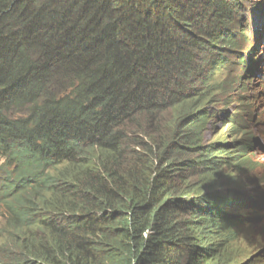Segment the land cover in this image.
Returning <instances> with one entry per match:
<instances>
[{"label":"trees","instance_id":"16d2710c","mask_svg":"<svg viewBox=\"0 0 264 264\" xmlns=\"http://www.w3.org/2000/svg\"><path fill=\"white\" fill-rule=\"evenodd\" d=\"M241 6L0 0V130L15 143L0 142V152L39 161L45 175L35 189L20 181L1 191L0 206L17 211L1 232L0 264L232 262L222 252L252 216L219 192L225 175L204 185L208 169L244 166L254 140L222 148L199 138L213 122L234 133L245 122L237 118L243 97L232 96L246 86L229 67L248 63L237 50L229 57L247 39L236 31H245ZM27 99L47 105L32 135L29 122L2 114ZM227 105L235 110L225 114Z\"/></svg>","mask_w":264,"mask_h":264},{"label":"bare ground","instance_id":"6f19581e","mask_svg":"<svg viewBox=\"0 0 264 264\" xmlns=\"http://www.w3.org/2000/svg\"><path fill=\"white\" fill-rule=\"evenodd\" d=\"M234 2L235 3H238V2L241 3L242 1L241 0H234ZM251 9H254V8H251ZM250 15H251L250 18H253V22L254 23H258L259 16L257 14H256L257 16L255 15V11H253ZM255 17H256V19H255ZM240 18H242V16L238 17V19H240ZM263 25H264V23L262 22V26ZM244 27H245L244 28L245 29L244 33L241 32L240 29H237L236 31L238 33H242L243 35H245V33H247V31L249 29L251 31V22L244 23ZM263 28L264 27H261V28L258 27L257 28V31H255L254 35H253V39H255L253 41H254V44L258 45L260 47V50H263V52H264V42L260 38V36H264V29ZM235 45L238 48H235V52L232 53V56L234 55L236 58L238 57V55L235 54L236 50H237L239 52V55L241 57H244V60L248 62V63H243V65H250V64H253L256 61H259V59H258L259 56L257 57V55L254 53V51H251L247 41L243 42L242 40L241 41L238 40ZM241 66L242 65L240 64L239 69L241 70V73L238 74L234 78L233 81L240 80V82H244V86L252 85L254 83L253 77L244 76L245 73H244L243 68ZM233 69H235V68H233ZM238 94H242V90L238 89ZM244 94L246 95V97H245V100L241 102L242 105L244 107L254 108L253 104H255L257 96H258V86L257 85H253L252 88L246 89ZM220 96H222V95L219 94V96H217V97H220ZM241 98L242 97H239V100ZM242 105H240L238 108H241ZM46 107H47V105L46 106H44V105L35 106L34 102H32L30 99H27L23 104H18L17 106H13L10 109L3 110L2 114H3V116L5 118L10 120L11 123H13V125L16 124L17 126H19V124H17V123L21 122L23 124H27L29 122L30 124L28 126V129L31 130V131H29V133H30V135H32V133H34V131L38 130L39 128H43L44 121H42L43 119L39 115V112H40V109H45ZM230 110H232V109L229 107V105H227V109L225 111V114H227L226 112H228ZM246 113L247 114H244V116L242 117L245 122L247 121L248 116L251 115L249 112H246ZM223 123H224V121H223ZM251 123H252V121L248 123L249 126L247 124H244L242 126V128L238 132L235 131V136L232 135V136H229V137H235V139H236L235 141H240V142L241 141H245L246 142L247 141V139H246L247 136L246 135H249L250 137H254L253 135L255 134V135H257L255 137H261L259 139V141H260V143L263 144L264 143V135H262L261 130L258 133L253 128L250 129ZM260 126L263 127L264 124H261ZM204 131H202L201 137H202ZM24 132H28V131H24ZM0 136L3 137V139L0 140V142L15 144L13 142V138L11 137V134L8 131L0 130ZM34 138L37 141V144L39 145L38 137H34ZM255 140H258V138H255ZM16 141H18V140H16ZM231 142H234V141L231 140ZM18 143L21 144V145H24V143L21 142V141H19ZM220 145L223 146L222 148H225L223 142H221ZM22 148H23L22 150L28 151L26 149V147H22ZM234 148H235V146L233 147V149ZM4 149H5L6 158L8 159V155L10 154V152H8L6 147H4ZM258 150H263V146L261 144H260V148ZM258 150L255 147H253L252 149L250 148V152H249L250 154H248V155L246 154V155H244L242 157V159L248 157L247 158V163L244 166H241V167H235V166L230 167L229 165L222 166L220 169H218L217 177L211 178L209 180V183L211 184L213 182H217V180L219 178H221L223 175H225L226 178H228L230 175H235L236 176L237 173H238L237 170H239L238 168H240V170L242 171V173L244 175H245V173L249 174V175H245L248 180H251V176L254 177V176H257L259 172H264L263 162H259L258 160L252 158L254 156H252L251 153L255 154V153H257ZM29 151H30V154H35L36 152H39V150L37 148H34L33 150H29ZM259 153H261V152H259ZM259 153H257V154H259ZM262 153L264 154V152H262ZM244 161H245V159H244ZM12 162L15 163L19 167L32 168L31 173H29V178L25 179V175L22 174V173L16 172L15 166L12 165L16 178L18 180L22 181L23 184H26L27 186H29L28 190L35 189V188L39 187L43 183V181L45 179V175H41V172H40L39 166H38V165H40L39 161L33 162L30 159L22 160V159L16 158V159H14V161L12 160ZM243 164H244V162H243ZM53 170L54 169L52 168V170H51L52 173L54 172ZM29 180H33V181H29ZM195 188H196V186H195ZM194 192H195V190H194ZM194 195H195V193H194ZM0 197H3V196L0 195ZM224 210L227 212L230 209L229 208H224ZM11 211L12 212L13 211H17V205H13L12 209H10V210H1L0 211V232H1V229H3L8 224L9 221L13 220V216L10 214ZM4 240H5V235H4ZM0 246L4 247V242L2 244H0Z\"/></svg>","mask_w":264,"mask_h":264},{"label":"rangeland","instance_id":"374dc122","mask_svg":"<svg viewBox=\"0 0 264 264\" xmlns=\"http://www.w3.org/2000/svg\"><path fill=\"white\" fill-rule=\"evenodd\" d=\"M255 1H261L259 3V7L262 8L261 5L264 4V0H255ZM259 11L261 14H258L259 20H258V23H256L257 25L255 24V26H254L256 31H257L258 27L259 28L264 27V25L262 26V22L264 23L263 9H261ZM260 38L264 42V36H260ZM257 50L259 51L260 56L263 57V59H264L263 50H260L259 46H258ZM261 105H262L261 119L264 121V100L262 101ZM218 124H219V121H218ZM224 127L225 126H222L221 127L222 130L215 133V134H212V132L210 130L205 129L201 139L199 138L201 145L204 146L203 143L207 142V141H211L212 144H215V143L218 144V143L225 142V141L231 142L229 135L226 136V129ZM253 129L259 133L261 130V126L259 124H256ZM257 144L260 146V144L263 145L264 143L262 144L258 141ZM259 152H261V153H259ZM262 152H264V149L258 150L257 153H259V154L255 153L256 155H254V159L258 160L259 162H263V168H264V156H263L264 154ZM217 173H218L217 168L207 170L206 180L208 182L205 184V186L209 185V180L211 178L217 177ZM200 179H201V176L197 175V176H194L193 178H191L190 181H191V183H195L197 181H200ZM191 187L193 188V186H191ZM252 187L253 186L246 185L245 191L246 192L251 191L250 189ZM194 193H195V195H198L199 191L197 192L195 190ZM242 211H246V210L242 209ZM189 218H190V216L183 215L181 217V220L182 219H189ZM263 225H264V218L262 219V221H258V222L256 221V222L252 223L251 225H244L243 224L239 227V234H238L237 241L232 246L226 248L222 252V253H224V255L229 254L232 257L233 260H232V262L229 261V264H240V263L251 264L252 262H254L257 259L262 257L263 252H264V231H262ZM200 262H201V260H199V264H202L206 261H203L201 263ZM208 262H210V260ZM215 263H218L217 260H215Z\"/></svg>","mask_w":264,"mask_h":264},{"label":"clouds","instance_id":"9594fccd","mask_svg":"<svg viewBox=\"0 0 264 264\" xmlns=\"http://www.w3.org/2000/svg\"><path fill=\"white\" fill-rule=\"evenodd\" d=\"M1 210H4V208H3L2 206H0V211H1ZM4 228H5V227H4ZM4 228L1 229V232L4 230ZM1 232H0V240L4 239V235H2ZM5 238H7V237L5 236Z\"/></svg>","mask_w":264,"mask_h":264}]
</instances>
